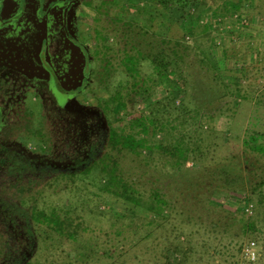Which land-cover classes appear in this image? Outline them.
Instances as JSON below:
<instances>
[{"label":"rangeland","instance_id":"374dc122","mask_svg":"<svg viewBox=\"0 0 264 264\" xmlns=\"http://www.w3.org/2000/svg\"><path fill=\"white\" fill-rule=\"evenodd\" d=\"M68 1L40 22L28 0L0 29V264H264V225L242 223L257 205L239 207L243 183L264 177L246 144L264 133V0L232 14L219 12L226 0ZM129 106L151 157L114 144ZM180 144L212 153L183 160ZM105 162L118 168L107 191ZM127 180L139 203L122 194ZM21 210L38 218L20 222ZM177 246L186 254L167 252Z\"/></svg>","mask_w":264,"mask_h":264},{"label":"trees","instance_id":"16d2710c","mask_svg":"<svg viewBox=\"0 0 264 264\" xmlns=\"http://www.w3.org/2000/svg\"><path fill=\"white\" fill-rule=\"evenodd\" d=\"M36 1H37V5H38V10H40V9L42 10L43 7L41 5L43 4L44 0L43 1L42 0H36ZM160 2L163 5L165 4V0H161ZM240 2H241V0H234V1L226 0L225 3H224L223 9H221V10L219 9V12H224V13H229V14L231 13L232 14L233 10H237L238 9V6L240 5L239 4ZM71 4H72V2L68 1V0H65V2H63V3H61V1H59V0H53L51 2V6H54V7H58V5H65L66 8H69L71 6ZM68 38H69V41H71L72 43H75L73 41V37H68ZM161 43H165V41H163V42L161 41ZM176 48L177 47H173L170 50L173 55L177 54ZM84 54L86 55V53H84ZM154 58L156 59V60H154V63L155 62L157 63L158 59H160L159 57H154ZM168 65H164L165 66L164 74H161L160 72L158 73V74H161V75H159L160 76V81L159 82H161V77H162V79L163 78H167V76H168V71H167ZM180 77H182L181 72L178 73V75H177L178 79ZM52 78H53V84H54L53 87H54L55 93L56 94L61 93L62 92L61 91V89H62L61 80L58 78V76L56 75V73L54 71H52ZM169 84L171 86H175L176 85L174 82H170ZM177 89H178V94H179V92H181V90H179L178 87H177ZM82 90H83V87H78V88H75V89H72L71 91H69L68 94H70V95L75 94L76 95V94L80 93ZM178 94H176V95H178ZM149 97H150V95L148 96V98ZM176 97L177 96H175V98ZM122 104H123L124 107L128 108L125 103H122ZM133 108L134 107H130L129 106V109H130L129 110L130 111V114H129V118L130 119L129 120L131 121V123H129L127 125H125V124L122 125V127L120 128L122 134L121 135H116L115 137H113V141H115L114 144H121V145H123L124 148L130 149L132 151H133V148H135V147L137 149L139 148L140 152L137 153V155H141L142 152H143V149L148 150V156L151 157L152 156V150L149 148V146L148 145H146V147L143 146L141 144V141H138L137 137L134 136L132 127L136 126V125H139L138 123H139V121L141 119V115H140V113L138 111L133 110ZM133 124H135V125H133ZM171 130H173V129H171ZM259 134H260L259 138H257L255 135H251L250 139H248L246 141V144L247 145H252V147L258 152V154L262 153V155H264V133L260 132ZM183 140L184 139H182L181 141H183ZM159 147L161 148V145H159ZM47 150L49 151V153H51V149L50 148H48ZM162 150L163 151L166 150L164 148V146H162ZM174 150H175V153L177 154L176 156L183 158V160L187 159V157L190 154L196 155L197 156L196 157L197 159L195 158L196 162H200L201 159H203L204 157H207L206 154L209 155L210 153H212V149L210 148V146H206L205 147V146H202V145H199V144L196 145L194 150H192V148H189L188 146H186L184 144H180L177 147V149H174ZM78 153L79 152L74 153V154H72V156H78L79 155ZM6 159H7V157H6ZM257 162H259V161H257ZM4 167H7V166H1V168H4ZM116 169H118L117 166L113 168L111 165L108 166L106 164V162L104 164H102V171L105 172V174H106V176H105L106 181L104 183L102 182V186H101L103 191H104V189L107 191L108 187L111 186L110 185L111 181L115 177L118 176V175H114V173L117 171ZM211 175H212V173L210 174V176ZM228 178H229V176H228ZM248 182H249L248 184L246 182L243 183V190L245 189V187L248 186L247 187L248 191H246L244 197H241L242 200L240 201V206L239 207L240 208H244V207H248V205H250V204L251 205L252 204L253 205L256 204L257 208L254 210L256 212V217H254V215H253L250 218H247V219L245 218V221L243 220V222L242 221L241 222L245 225V228H247V229L250 228L251 230H255L258 227L259 223L264 225V177H262V180L259 183H258V181L257 182H255V181L252 182L251 180H249ZM222 185L227 190H228V188H231V185L229 184L228 179L226 181H224L222 183ZM156 190L157 191L153 192V196L155 197L154 199L156 200L155 203H157L160 206L161 203H163V197H162V195H160V191L158 189H156ZM109 192L116 194L114 191H109ZM122 194L124 195V197H126L125 199L131 200V201H134V202L136 201L137 203L140 202V199L137 196H135L138 193L135 192L134 187L132 186V184L130 182H128V180L127 181H123ZM137 203H135V204H137ZM158 205H157V207L152 206L151 211L155 213V219H153V220H156L157 216L161 212V211H158L161 208V207L159 208ZM18 213H20L19 218L22 219V221L20 220V222H23L24 220L25 221H27V220H35L36 218H38L37 216H35L32 213L30 215H28L23 210H21ZM16 215H17V212L11 210L8 213V215H7L8 222H10V221L11 222H15L16 218H17ZM153 220L150 221L149 224H155V221H153ZM23 229L25 230L24 227H23ZM62 231L63 230H60V232H62ZM18 232L20 233V231H18ZM27 233H30V232H23V234H25L24 237H27L26 236ZM33 233L36 236V242L37 243L42 240V237H43L42 235H40L38 232H36V233L32 232V234ZM65 234L70 239H74L75 240V238L77 237L76 234H74V233L65 232ZM17 236H19V235H17ZM45 236H46L45 239H49V238L52 239V235L49 234V233H47ZM1 243H2V240H0V246H1ZM167 252L186 254L183 251L182 247H180V246H177L175 249L174 248L170 249L169 251L167 250ZM80 253H81V255L80 254H76L77 255L76 259L77 260L87 259L89 257L88 253H86V252H80ZM183 263H185V262L184 261H180L179 264H183Z\"/></svg>","mask_w":264,"mask_h":264},{"label":"flooded vegetation","instance_id":"af4514ba","mask_svg":"<svg viewBox=\"0 0 264 264\" xmlns=\"http://www.w3.org/2000/svg\"><path fill=\"white\" fill-rule=\"evenodd\" d=\"M26 1H28V0H0V29L3 28V30H5V32H7L8 28H11L14 22L19 21V20H17V18L22 13L21 10L24 8ZM44 1H43V4L41 5L43 7L42 10L41 9L38 10L37 1L34 0V2H35L34 13L38 16V20L40 22H43L45 20V17H47L49 14L48 12H50L52 9L51 3L48 5H45ZM59 1H61V3L65 2V0H59ZM5 6L9 7V10L7 11L8 14H2V8L5 9ZM62 9L64 10L67 8L65 7V5H62ZM46 13H48V14H46ZM7 37L10 39L11 35H9ZM51 73H52V71H51ZM52 83H53V78H52Z\"/></svg>","mask_w":264,"mask_h":264}]
</instances>
